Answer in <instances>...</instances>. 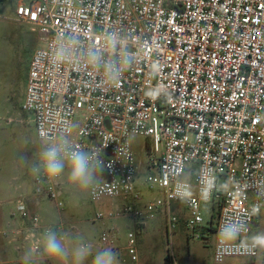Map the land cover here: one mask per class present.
Returning a JSON list of instances; mask_svg holds the SVG:
<instances>
[{"label":"built area","instance_id":"obj_1","mask_svg":"<svg viewBox=\"0 0 264 264\" xmlns=\"http://www.w3.org/2000/svg\"><path fill=\"white\" fill-rule=\"evenodd\" d=\"M15 17L35 27L44 44L32 57L22 106L38 140L40 132L51 136L77 124L75 142L105 165L92 199L123 202L117 216L99 212L93 222L105 214L136 221L126 226L124 242L117 227L85 241L111 247L120 264H141L139 221L161 210L171 236L178 222L171 203L180 202L191 237L199 240L201 206L220 202L212 263L256 261L259 243L248 238L264 209L258 187L264 178V0H30L17 4ZM61 32L77 34L84 46L119 33L137 61L118 85L102 83L103 73L92 68L65 63L54 69L50 58ZM137 137L145 139V158L133 150ZM32 182L33 196L20 197L10 210L24 220L10 240L21 257L46 228L60 230L66 242L80 235L75 224L43 226L31 208L43 196L66 208L62 177L33 176ZM228 221L242 227L221 245Z\"/></svg>","mask_w":264,"mask_h":264},{"label":"rangeland","instance_id":"obj_2","mask_svg":"<svg viewBox=\"0 0 264 264\" xmlns=\"http://www.w3.org/2000/svg\"><path fill=\"white\" fill-rule=\"evenodd\" d=\"M30 0H0V264H22L21 256L14 249L16 243H9L13 238V227L7 222H16L15 229H21L24 220L16 215L11 217L10 210L15 206L16 197L33 196L35 185L30 167L34 163V154L38 151L36 127L32 115L22 110L28 72L32 57L38 49L44 46L39 31L16 20L15 10L19 2ZM133 150L139 159L145 154V139L137 137L133 139ZM145 158V157H143ZM27 159V162L25 161ZM144 171V169H143ZM144 174V173H143ZM103 178L102 173L99 179ZM64 199L66 208L58 210L54 203L45 196L32 210L43 226H54L60 222L69 225L75 224L80 235L74 233L69 237V246L82 238L83 240L99 239L103 232L117 227L121 240H126V226L134 227L136 221L129 218H112L105 214L102 220H93L99 212H113L114 216L120 213L123 202L119 199H105L94 201L90 190L83 191L70 187L65 177ZM19 187V190L15 189ZM147 201L150 193L146 187H142ZM12 201V202H10ZM10 202V203H9ZM220 204V207H219ZM221 203L214 202L201 206V215L204 226L209 227L213 221L216 231L218 215ZM171 211L178 218L173 235L166 232V214L161 210L154 213L152 218H144L139 221L143 226L137 235L138 251L141 264H213V235L205 230L202 238L194 240L187 227L188 213L186 207L180 202L171 203ZM3 231L7 233H2ZM59 235L62 232L56 229ZM248 240H255L260 246V255L256 261L233 258L226 264H264V209L258 214L252 227V233ZM21 244V243H20ZM34 246L32 242L26 244ZM89 258L88 264H90ZM42 264H59L51 260H43ZM71 264V261H68Z\"/></svg>","mask_w":264,"mask_h":264},{"label":"clouds","instance_id":"obj_3","mask_svg":"<svg viewBox=\"0 0 264 264\" xmlns=\"http://www.w3.org/2000/svg\"><path fill=\"white\" fill-rule=\"evenodd\" d=\"M103 43L84 46L77 34L57 35L50 62L54 69L62 64L72 63L79 68H92L103 73L105 84L118 85L124 70L137 61V54L125 49L126 37L119 33H105ZM77 124H68L59 134L49 136L40 132V144L34 154V163L30 173L42 181H55L65 177L67 184L79 190H95L97 172H102L105 165L96 152L86 151L75 142L73 132ZM27 162V159H25ZM260 194L264 195V178L258 181ZM242 225L228 221L222 225L219 233L223 245L225 241L235 239ZM65 237L49 227L41 234L35 246H29L21 257L22 264H42L43 260L59 264H120L119 254L111 247L95 248L93 243L82 238L69 246Z\"/></svg>","mask_w":264,"mask_h":264},{"label":"crops","instance_id":"obj_4","mask_svg":"<svg viewBox=\"0 0 264 264\" xmlns=\"http://www.w3.org/2000/svg\"><path fill=\"white\" fill-rule=\"evenodd\" d=\"M19 190V187H17L16 189H15V191H16V194H17V191ZM22 195L21 194H19L17 197H16V200L17 199H19L20 197H21ZM10 202H12V201H10ZM9 202V203H10ZM31 208L33 209L34 207L33 206H31ZM15 224H16V222L14 223V221H8L7 222V225H9V227H13V228H11L10 230H7L8 232H11L12 230H14V227H16L15 226ZM1 233V232H0ZM2 233H7V232H5V231H3ZM214 237H215V235H213V240L212 241H214ZM10 243V242H9Z\"/></svg>","mask_w":264,"mask_h":264},{"label":"trees","instance_id":"obj_5","mask_svg":"<svg viewBox=\"0 0 264 264\" xmlns=\"http://www.w3.org/2000/svg\"><path fill=\"white\" fill-rule=\"evenodd\" d=\"M219 207H220V204H219ZM213 219V218H212ZM212 219H211V221H210V223H211V225L209 226V227H206V226H203L202 227V231H203V234H205V230H207V231H209V233L211 234V232L214 234V232H215V230H214V228H213V221H212Z\"/></svg>","mask_w":264,"mask_h":264}]
</instances>
